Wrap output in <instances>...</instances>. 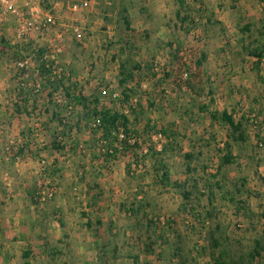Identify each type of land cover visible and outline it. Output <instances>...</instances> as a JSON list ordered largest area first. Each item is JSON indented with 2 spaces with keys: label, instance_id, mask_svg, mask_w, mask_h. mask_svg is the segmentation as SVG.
Returning a JSON list of instances; mask_svg holds the SVG:
<instances>
[{
  "label": "rangeland",
  "instance_id": "374dc122",
  "mask_svg": "<svg viewBox=\"0 0 264 264\" xmlns=\"http://www.w3.org/2000/svg\"><path fill=\"white\" fill-rule=\"evenodd\" d=\"M73 1L61 0L53 10L56 26L42 35L20 38L14 15L0 16V162H33L32 180L19 174L14 185L28 192L23 200L43 206L39 230L46 224L52 231L34 246L41 247L35 255L27 242L10 246L11 264H23L24 249L31 264H264V131L248 122L264 116V57L258 62L241 52L243 39V45L264 43V0H183L181 9L177 0H165L155 15L139 0H110V6L98 0L91 13L70 14ZM53 4L35 2L42 13ZM247 25L250 32L241 34ZM7 43L20 45L26 57L43 49L51 70L70 75L89 109L96 98L126 114L134 154L108 164L97 159L99 134L92 138V120L78 105L63 110L69 129L59 126L60 117L50 119L55 105H65L62 91L57 103L34 66L16 68ZM127 60L137 67L129 82L135 94L120 103L119 69ZM186 70L212 92L213 103L206 95L193 103L179 88ZM222 110L245 119V141L230 142L228 128L211 120V112ZM55 128L65 133L57 142ZM160 130L166 135L153 140ZM53 142L64 149L54 150ZM227 156L232 164L222 165ZM161 163L169 186L158 180ZM47 181L56 194L38 201V185ZM60 200L67 212L49 215L48 205ZM7 262L0 254V264Z\"/></svg>",
  "mask_w": 264,
  "mask_h": 264
},
{
  "label": "trees",
  "instance_id": "16d2710c",
  "mask_svg": "<svg viewBox=\"0 0 264 264\" xmlns=\"http://www.w3.org/2000/svg\"><path fill=\"white\" fill-rule=\"evenodd\" d=\"M177 3L179 4L180 9L184 8L183 0H177ZM176 17L178 18L180 24H183L186 20L185 16L180 17L179 12L176 13ZM123 22L125 23V25H128V21L126 19H123ZM207 22L210 21L208 20ZM249 32L250 27L248 25L240 29L241 34H248ZM251 42L243 45V39V44L241 43V52L246 53L247 56L253 57L258 62H260V60L264 57V43H259V40H254ZM8 47L13 49L16 55L14 63L23 58H26L27 55L24 54L20 45L10 44L8 45ZM16 50L18 52H15ZM32 54L35 57V60L33 61V71H38L41 78H43L44 83L50 87V97L60 91H62L65 97L64 107L60 106L59 108L58 105H55V107L57 106L56 108L58 109V113H52L50 119L55 120L57 117H60L59 126H61V128L65 126L69 129L70 127L65 123V119L62 117L64 112L63 110L70 111L71 109H73V104L74 106L78 105L82 109V113L88 115L92 120V138H94L96 134H99V137L95 141V144L99 148L97 159L102 158L103 162L108 164L109 162L116 160L119 155H123L126 153H131L132 155L134 154V151L136 148H138V145L137 141H133L129 137V131L127 127L128 117L126 114L102 106L100 104V101H98L96 98L92 100V108L89 109L88 98L82 95L80 91H77V85H75V83L73 85L70 75L67 74L68 76H66L63 71L61 73H56L54 70L52 71L51 65L45 59V52L43 49L32 51L30 55ZM205 58L206 56L201 55L200 58L195 61L196 66L199 67L203 63ZM130 64V61L127 60L123 62L122 65H120L118 79L120 96L116 97V100H118L120 103H125L126 101H128L130 96L135 94L133 88L129 87V82L131 81V74L135 70L134 68L137 67H135L136 65ZM184 74H186V78L184 80L182 79V83L179 88L184 87L193 96V103L196 102V100L202 95L208 96L210 103L214 102V100L212 99V92L208 89L205 91L204 86L202 85V81H200L198 77L192 78L188 70H186ZM254 100V104L258 106L259 101L257 99ZM210 118L213 122L223 124L228 128V137L230 142L239 143L245 141L246 138L244 134V128H246V125L244 124L245 119H243V117L235 121L231 113L227 112V110H222L211 112ZM249 121L254 124L253 128L257 133L262 132V130L264 131V116L262 118V121L260 122H257L254 117L249 118L248 122ZM251 125L252 124H250V126ZM159 132L166 135L165 130H160ZM62 134L65 135L63 131H61V136ZM120 135H122V137H120ZM52 137L56 142L58 139H63L59 136L56 128L52 132ZM52 146L54 150L59 151L64 149L63 145H59L54 142L52 143ZM22 152H24V148L19 149V154H22ZM158 155H160V153H158ZM183 158L185 161V168L188 171L190 170L189 163L191 155L187 153L183 156ZM232 160L233 159L230 156H227L222 158L220 160V163L222 165H228L232 164ZM159 166L161 168L159 169L160 173L158 175V180L165 186H169L170 179L167 166L165 165V163H161ZM257 254L258 252L254 251L253 255ZM29 257L30 252L24 251L22 253V259L24 261L23 264H29ZM252 258H254V256H252Z\"/></svg>",
  "mask_w": 264,
  "mask_h": 264
},
{
  "label": "crops",
  "instance_id": "0c3cea01",
  "mask_svg": "<svg viewBox=\"0 0 264 264\" xmlns=\"http://www.w3.org/2000/svg\"><path fill=\"white\" fill-rule=\"evenodd\" d=\"M18 1V0H17ZM139 5L143 8H147L149 14H156L153 9L155 6L162 5L165 0H139ZM20 0L17 3V7L20 6ZM44 2V1H42ZM41 2V3H42ZM129 2V1H128ZM130 4V2H129ZM132 5V3H131ZM144 11V10H143ZM134 12V11H133ZM163 16V15H161ZM164 18V17H163ZM161 18H157V20L161 21ZM1 20V19H0ZM155 20V19H151ZM221 20V19H220ZM33 38V37H31ZM228 112V111H227ZM3 133V131H0ZM4 162V161H2ZM0 162V237L1 243L3 242L4 248L0 251L1 258L4 261H8L7 264H11V261L14 257H11L9 254L10 246H20L21 243H26L27 245L32 246L31 250L36 254L33 249H41L34 248V246L39 247L40 243L39 240L43 238H50V231L48 226L45 224L42 226L45 228L44 230H39V226H37V222H39V217L43 214L40 210L43 208L42 205L36 204L33 200L29 203L26 200H23L24 197H28V192L24 193L20 190L16 189L15 187V177L18 178L19 174L23 178H27V180H32V175L34 176L35 170H32L33 162L26 164H15L16 167H13L6 162ZM18 168V169H16ZM1 181H5V184L1 183ZM98 182L104 181L103 179L97 180ZM2 184V185H1ZM103 186V185H102ZM13 189L12 193H6L5 191H10ZM32 194V191L31 193ZM26 195V196H25ZM31 197V195H30ZM49 206L50 211H48L49 215L52 216V213L55 215L61 213L63 210L67 212V202L65 201H57L53 205ZM69 206V204H68ZM55 209V211H54ZM41 221V220H40ZM42 228V229H43ZM2 233V234H1ZM3 235V236H2ZM55 238V237H54ZM47 241L43 243V248L47 245ZM45 249V248H44ZM25 251V249L23 250ZM20 252V257L22 260V253ZM43 252V251H42ZM10 261V262H9ZM29 264H31L30 259L28 260Z\"/></svg>",
  "mask_w": 264,
  "mask_h": 264
},
{
  "label": "built area",
  "instance_id": "2783aa9c",
  "mask_svg": "<svg viewBox=\"0 0 264 264\" xmlns=\"http://www.w3.org/2000/svg\"><path fill=\"white\" fill-rule=\"evenodd\" d=\"M19 1V0H18ZM17 0H0V16L6 17L7 15H14V17L17 19V27H16V33L17 36L20 38H25L29 35H31L33 32H37L40 35L46 33L48 29L54 28L56 26L57 18L54 15L55 12L53 10L56 6L61 4V0H20V6L17 7ZM42 1H48L53 4V7L50 8L49 11L46 13H42L41 8L35 5V2H42ZM98 0H74L71 4H69L66 8V10L70 14H79V13H91L95 6L97 5ZM106 6H110L111 2L110 0L105 1ZM53 12V13H52ZM65 30H68L67 27H65ZM73 34L78 35V28L77 27H70ZM45 59L47 60V57L45 56ZM35 60L34 55L32 54L29 57L23 58L15 63L16 68L18 69H28L29 67H33V61ZM60 72V70H58ZM56 71V72H58ZM58 72V73H59ZM182 77L185 79L186 74H183ZM58 93V92H57ZM55 93L54 95H56ZM105 94V92H103ZM53 95V96H54ZM57 103L60 102L59 97L56 95L54 96ZM1 104V101H0ZM122 137V135H120ZM162 137L161 133L159 132L157 135L153 136V140H158ZM39 188L37 189L36 196L35 197L38 201L43 200H50L54 197L56 194V189L54 187V184L50 181H47L44 184V188H42L41 185H38Z\"/></svg>",
  "mask_w": 264,
  "mask_h": 264
}]
</instances>
